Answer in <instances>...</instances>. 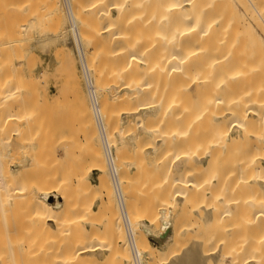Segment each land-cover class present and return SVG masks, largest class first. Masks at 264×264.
Listing matches in <instances>:
<instances>
[{
	"label": "bare ground",
	"instance_id": "1",
	"mask_svg": "<svg viewBox=\"0 0 264 264\" xmlns=\"http://www.w3.org/2000/svg\"><path fill=\"white\" fill-rule=\"evenodd\" d=\"M1 1L3 0H0V4ZM31 1L32 0L29 1L30 7H28L27 10L29 11V13H31L32 10L31 6L37 5L38 11L40 10L37 14H41L40 12H42L41 16H43V11L45 7L43 8V10L40 9L39 6L41 5L40 3L45 2L43 4V6H45V4L49 1L48 2L50 3L49 6H51L50 8H52L53 10L52 13L54 14L52 15L48 14L47 13L48 11L46 9L45 11L47 12L45 13H47L48 16L50 17L53 16L52 19L53 22L50 23L47 22L49 21L47 20L46 21L47 23H45L44 19L49 17L46 16V14L44 13L46 18L45 16L44 19L41 18V20L43 19L44 21L42 25L47 24L46 26H48V30L49 28L52 29L53 27L54 36H56V38L62 37L63 39H67V38L69 39L68 31H67L68 30L67 19L65 23L66 27L64 28L63 26L64 23L63 25L61 24L62 22L65 21L63 19L61 22V16L60 14L57 13L58 12L57 7L59 6L58 1L60 0H46V1L42 0L41 2H39L40 0L39 1L34 0V3L36 4H34ZM69 1L71 2L70 4L72 8V13L73 16L75 17L76 25L79 34L81 36V39L83 43H86L87 45V49L85 48L86 63L88 65L89 70L91 71L94 87L100 97L99 100H100L101 111L104 116L105 126L107 129L110 142L112 143L113 146L117 145V136L119 133L122 134L120 130L123 131L124 126H126L127 124L126 123L124 124V126H121V128H119L120 126L118 119L120 117L118 118V116L122 114L123 117L124 114L126 117L128 116V118L129 116L133 118L132 120L134 122L130 121L131 125L128 120L129 122L128 126L129 125L131 127L132 125L136 126L138 130V134H140L143 138H145L143 139L145 140V142L143 143L142 141L140 143V145H142L143 143L142 149H144L143 148L144 146H147V151L149 152V154H154V155L157 154V156L154 157V161H156V163L152 162L155 165L151 166L150 168L152 169L151 171H153V168H159V169L165 168L164 172L163 170L162 172L165 177L164 181L166 182H164L163 184V181H159L158 182L159 184H155L154 186L153 185L149 186V189L152 192L157 193V197L155 198L156 200L154 199L156 203L154 202L155 205L151 207L146 206L147 208H145L144 210H143L144 207L143 208L139 207L140 209H138L135 196L137 195L140 196L141 192L139 190L142 189V186L141 187L139 186L140 189L136 190L137 195H135L134 193L135 189H137V185L139 184L137 185L134 184L135 185V186L133 185L134 188L130 186V183L133 182L128 181L126 178L128 167L126 168V164H125V168H124L123 164L120 163L121 161L120 158H122L125 155L123 153V150L126 152L128 150L122 149V147H124L123 145L121 147V152L123 153L122 155L120 151L118 152V149L120 148L118 145V147L116 146L118 149H115V154L118 163L117 164L118 174H119L120 188H121L122 202L120 203L114 192V189L110 181V176L108 175L107 172L108 170H107L106 162L101 147L99 145V142L97 140V133H96L97 131H95L97 130V128L94 126L93 123L94 120L91 117L92 115H90L91 114L90 111L89 110L87 111V108L86 111L83 109V107L85 106L83 104L84 100L83 103L80 101V103H82L80 104L83 110L81 112L82 114L79 116L80 113H78L79 111L78 110L77 111L78 117L76 119L77 121L80 120L79 119L80 117H83L81 118V120L84 122V128L86 130V133L84 135L86 137V140L84 138L85 140L84 142L85 143L87 142L86 145H88V147L84 146L86 151L84 149L82 150V148H84L83 146L80 147V149L82 150L81 151L82 156L80 155L78 156L74 153L76 151L75 148H77L78 143H80L81 145L82 142L80 138H75L76 135H78V133L80 132L78 131L77 133L75 132L76 135H73V133L71 132V131L74 132L73 130L75 129L74 127L76 128L77 127L81 128V127L77 126L76 123H74L75 121H73V126L74 124L76 126L74 127L72 126L73 129L71 130L70 127L71 125H69L71 123H69L70 121H68L65 116L64 117L69 124H67L66 120L65 121L63 120L62 123L59 122L61 125L60 127L58 126L59 124L58 121L55 120V118L57 119V117L54 116L55 118L53 119L55 120L54 123L56 124V128H57V133H56V129H54L55 134L58 135V133L63 128L62 126H64L65 128H63L62 130L63 132L65 131L63 133L64 138H66L67 140H71V138L74 140L78 139L77 140L78 143H76V141L74 140L73 143H71L72 140L65 141L66 139L64 140L60 138L59 135L61 134V132L58 135L59 138L57 135H55L57 136L58 139L67 142L68 145L70 144L69 146L70 148L67 147V149L64 148V150L68 151V149L71 150L72 148V152L74 153L73 156L71 151L65 152L66 155L69 153V155L67 156L68 158L69 156L73 157L70 159L73 160V162L71 163L74 164L75 162H77V160L74 159V157L76 156H77L76 158L79 157L81 160L84 157L83 155L86 153L85 158L88 157V161H87L88 165L84 164V162H80L79 158H78V162H80V164L76 163L77 165H73L74 170L77 171L78 169L75 168L79 167V165L81 166V163L87 165L85 171L83 169V167L85 166H83L82 170L81 168H79L81 173H78L77 171L72 172L73 169L71 170V173L70 171L68 172L69 175H67L66 178L69 176L67 178L69 179L71 176V179H69L70 181L68 180V182H70L67 185L69 187V188L67 187L68 189L67 188L65 189L66 186L65 184H67V182L65 183L66 179L64 178L65 179L64 181L63 178L61 179V177H59L62 176L61 170H60L61 175H59L60 174L59 173L57 176L62 181L59 180V178L57 177H53V179L57 178L58 182L61 181V185L62 183H65L63 184L64 187L62 188L61 187L59 188L60 184L57 189H55L56 186H54L55 188L52 189L51 187H47L48 185L46 187L45 185L44 186L42 185L43 187L42 186L39 187L36 193L34 190H31L33 189L31 186L32 184L28 186L29 188L25 186V183H27L26 181L25 183H23L24 186L19 185V186H23V188L21 187L22 188L21 189L18 186V182L20 181V184H22L21 183L22 178H20L21 173H23V175L24 173H26L23 170L24 164L19 163L18 165H20V167H15V168H11L9 166L8 164L9 159L14 158L13 154L14 155L16 154L13 153L11 149L12 145L14 144H12L13 141L11 137L9 136L0 137V194H1L0 196L2 197L4 196L5 198L2 199V197H0L2 201L5 200L4 202H1L0 199V206L1 204L3 206L9 205L6 207L2 206V208L0 207V215L1 212H4L5 214L8 213L7 211L9 209H10L9 212L15 211L16 206L20 208L19 206H21V204L19 201L22 199H20L21 197H19V195L23 196L22 198L24 199L26 198V202L25 200H23V203H26L25 207L29 204L27 208L31 209L30 212L29 209L27 210L24 207L23 209L27 210L26 211L27 213L24 212L23 210L22 214L24 212V215L29 217L28 212L32 213L31 214L32 217L30 216L31 218L29 219L31 221H29L28 219L25 220V223L27 224L29 223L30 225L29 237L23 236L25 234L24 231L26 232L27 230H23L24 228H22V226L21 228L24 233V234L22 233V235H19V233L22 231L21 230L19 232L20 225L18 229L14 227L15 224L14 222L16 221L17 218L18 219L16 223L19 224L20 221H23L24 219L22 214L20 217H23V219L18 217V213H19L18 210H17L18 213L16 211L13 214V216L12 215L10 216L7 215V217L6 215L2 216L5 217L7 221L9 218V222L6 223L7 224L9 223L10 225H7L8 228L7 230L5 229L6 234L4 237L3 236L4 229L1 228V226L3 227L5 224L4 225L2 224L3 221L1 218L0 225L1 224L2 225L0 226L1 228L0 264H40V263L43 264L42 260H45V262L43 261L44 264H133L130 253L129 242L127 241V238H125V233H124L125 226L123 228L124 216L125 218L128 219L131 228L134 231L135 242L137 247L141 252L147 253L148 257L151 260H153V262H156L155 260H157L160 264H206V262L210 263L216 261L219 263L221 262L222 264H264V0H69ZM5 2H6L5 9L8 10V12H6L8 14L5 13V16L6 15L11 16L10 13L13 12L14 15V13L20 11L18 9L15 12V8L14 10H12L14 6L13 7L11 6L9 8L10 6L9 5L7 7V2L8 4H11V2L14 3L13 0H11V2L5 0ZM47 5L46 8L49 10L50 8H48ZM32 8L34 9L35 7ZM9 9L12 10V12ZM28 11H26L27 17L24 12H23L24 14H22L21 12H20L21 14L19 13L20 18L22 19V21L25 22V25L27 22L28 23L34 22V21H30L29 16H31L32 14L28 15L29 14ZM21 15L25 18H28V21L26 19L23 20ZM15 16L18 15L15 14L14 17ZM12 19L13 18H11V20ZM17 19H19V17H17ZM0 20H1L0 25H2L3 24L2 18ZM14 20H16V18H14ZM21 23L22 22H20V27L23 26L21 25ZM49 23L50 25L52 24L51 27L48 25ZM7 25L8 24H6V29L7 28L9 29V31H7L8 33L11 30L9 26L10 25L11 27L13 25L16 26V23L10 24L8 25V27ZM24 26L23 28H25L27 25L25 27ZM20 27L18 26L17 28L19 29ZM27 28L28 30L31 29L30 27H26L25 30ZM41 28L43 27L41 26ZM0 30H1L0 31L1 32L0 36H1L3 31L1 27ZM25 30L24 33H27L25 32ZM10 33L12 34L14 32H10ZM15 34L14 36H16ZM29 34H25L24 36ZM9 35L6 34L7 37ZM20 35L24 37L23 34H19V36ZM54 36L52 38H54ZM3 38L1 37L0 39ZM19 39L20 38H15L13 40L11 39L12 41L16 40V43L15 41L14 43L16 45L17 50H19L18 47L20 48V45H18L17 41H19V43L22 41L21 39L20 40ZM23 41L21 42L22 47L28 44L29 42L28 41L27 43H24V45H22ZM7 43L8 42H6V44L2 42L0 43L2 45L5 44V46L0 45L1 46L0 50L2 49V52H3V47H6ZM9 48L6 47L4 51L5 52L6 50L10 51L11 49ZM60 49L61 48L59 47V50ZM12 50H14L13 47ZM5 52H4L5 56L7 53H10V52L5 53ZM56 53L57 50L55 51V54ZM1 55L2 53L0 52V57ZM10 55L9 57H11ZM19 57H21V59L23 60L22 56ZM62 58H63L62 60L64 66H61L63 65L62 62H60L58 66L64 67L65 71L64 69L62 68L61 69L66 74L65 77L67 78L66 79L67 83L72 88L79 89L80 85L77 78L78 76L76 73V66L74 63V59L72 57V53L68 52ZM8 59L9 58H7V61ZM3 61L5 62L6 58L1 59L0 62L2 63V65L4 63ZM20 62L21 61H19V63ZM1 63L0 66L2 67ZM5 63L2 68L6 66L5 67L6 70L5 69H1L2 71L0 70V75L3 76V77L0 76V83H3V80L5 82L7 81V79L5 80L3 74L8 75L7 73L10 74L9 71H11L10 78H12L13 81L15 79V77H13L14 74L16 75L19 73L22 75L21 71L19 72L20 68H18L21 67L20 64L18 65L17 63V67L13 66L15 68V69L13 68L14 70L16 71L18 70L17 71L18 73L17 72L15 73L12 68L11 69L8 68L10 67L9 63L8 66L7 63L6 64ZM32 64H29L28 67H31ZM3 70L5 71L3 72ZM42 71H40L41 74ZM61 71H60V75H61ZM44 73L42 74V78H44L46 75ZM21 75H19V78H21V80H23L24 78L26 79V76L22 78ZM37 77L35 79H26V81L24 80L25 81L24 86L26 84L25 87H28V85L30 87L36 84V86H33L32 88L33 89H35L34 87L37 88V85L41 82L42 79V78L38 79ZM19 78H17L16 76L17 80L15 79V82H17V84H19L18 82L22 84L24 81H19ZM47 79H48V75H47ZM5 82L3 83L4 85ZM12 82L10 84L7 81V83L10 84V86L8 87L9 89L8 88L5 89L4 87H2V90L4 89L2 99L0 97V100L2 101L5 100V104H4L5 109L3 108V104L0 102V105L2 106V107L0 106V119H1L0 132L2 133V136H3V132L5 134L10 130V129L8 130V128H11L12 131L14 130L13 128L16 129V127L18 126L15 124L16 127H10L11 123H13L12 125H14V122H12L11 120H13V116L15 115V113L18 114L20 112L21 115H23L25 114L27 109L29 110L28 112L30 114L26 112V114L28 115L24 117V120L26 121V124L28 123L27 125L29 127H31V124L33 123L35 124L37 119L42 118L40 119V121L42 122L40 121L38 122L39 124L41 123V125L44 124L43 127L46 128L45 130L47 131V134H49L48 132L49 130H52L54 132L53 129L48 128L47 126H45V123H43V121L46 120V122L48 121L46 125L49 124V120H48L49 117L47 119V116H49L51 112L49 111V113L46 114V117H44L42 114L44 111L36 113L34 111H36L37 108L36 109L34 108V110L32 109L31 105L33 104H31L30 100L32 99L33 93H35L34 95L37 94L38 96V91H36V89L35 91L32 89L33 90L32 94L31 96L29 95V97H31L30 99H28L27 96H23L22 97L23 99L20 97L21 98L20 99L18 95L15 94H19L21 92V91L19 92V90H21L19 88L22 87L25 88V87L23 86V84L22 86H20L21 85L20 84L19 88L16 85V88H18V90L15 88V90H17V93H15L16 92L15 90H14L15 92L12 91L14 89L12 88L14 87L13 86L14 84ZM3 84L0 85L4 86ZM44 84H47V81ZM10 87L12 90L10 89ZM66 89H68V87H66ZM2 90L0 91L2 92ZM44 90L45 88L43 89V91ZM69 90L72 89H68L67 90L68 92L66 91L67 94L69 93ZM46 91L44 92L46 93ZM13 95L17 96V98H14L15 100L17 99H19L20 101L23 100L22 102H24L25 106L27 105L26 103L30 102L29 103L30 105L28 104L29 108H25L24 106L22 107L20 104L23 103L18 100V103L17 104L15 103V105L16 106L20 105L23 110L22 109L20 110L21 107L19 106L20 108L17 107L19 111L16 108L18 112L16 110L13 111L12 109L14 108L12 107V105L14 106L13 102H16L13 101V99L12 102L10 101L11 98H13L12 97ZM72 96L73 94L71 95V97ZM24 97L27 98V102H25L26 99ZM46 99L48 100V98H45V100ZM69 99L71 98H68V100ZM44 101L42 102L44 103ZM8 102L9 103L11 102L12 104L10 103L11 104L10 105ZM6 103H8L9 105H7ZM32 103L34 102L32 101ZM37 103L38 102L34 104L35 107H37L36 106ZM41 104L39 106H41ZM49 105L51 104L48 103V106ZM56 105H60V102L59 104L57 103ZM66 105L68 107L70 106V104L68 105V103ZM10 106L12 107V109ZM43 106H41L42 108L38 107V111L40 109H43ZM8 107L10 109H8ZM30 107L32 109V112L30 111L31 110ZM71 107L72 106L67 108L66 106H64L59 109H61V111H64V113L66 112L65 109H67V113L70 112L68 113L70 115L71 111L68 109H70ZM47 108L48 107L44 108V110L46 109L45 113L48 112ZM50 108L53 109V106H51ZM89 108L91 109V107ZM52 109L50 110L52 111ZM59 109L57 110V113H60ZM74 109H76V107ZM10 110L13 111L14 113L13 112H12L13 114L10 113L11 112ZM22 111H24V113H22ZM34 113L36 114V116L34 115ZM16 116L18 117V115ZM57 116H59V114H57ZM61 116H63V112L61 113ZM17 117L15 118L16 121L18 122V120L20 119H18ZM68 119L71 118H69L68 116ZM38 122L35 124L36 126L34 124L32 125L33 127L32 130L36 132V134L35 132L33 133L35 138L31 136L32 135L31 134L32 131L30 132L31 128H29L30 129L29 131L28 130H24V131L20 130V131L23 133H25V131L26 133L30 132L31 135L28 136L29 139L33 137V141L38 142L39 138L41 137V134H43V132H41L43 129L42 130L38 129V127L41 126L38 124ZM63 122L66 125H64ZM131 127H129L128 129L130 130ZM84 128L81 129V131L84 130ZM17 129L15 130L16 133L17 131H19L20 127L18 130ZM25 129H27V127ZM64 129H66L67 131ZM77 129H75V131ZM132 129L134 130L135 128L132 127L131 132H133ZM137 130H135V132H137ZM69 131L70 134H72L73 136L67 133ZM53 132L50 131V134ZM37 133H39L38 136ZM45 133L46 132L44 131V135H46ZM65 133H67L66 136L68 135L67 136L68 138L65 137ZM22 134L21 136L24 135ZM44 135H42V137ZM36 136L38 137V139L34 140L37 138ZM47 136L49 135H46L45 137ZM137 137L138 139H140L139 135ZM24 138H26V135L23 137L22 142L25 141ZM58 139L56 144L58 143V141H60ZM146 139L148 140L146 141ZM41 140L42 142H38V144L40 143V146L43 145V144L41 145V143L45 142L44 138L43 139L41 138ZM26 142L28 141H25V143ZM138 142L140 141L137 140L136 144ZM128 143L129 142H127L126 140L125 145L127 146ZM61 144L62 141L59 142V145ZM71 144L75 145L76 147L72 146ZM40 146L38 145V147ZM129 146L132 147L133 145H129ZM27 147L29 149L28 145L26 146V148ZM19 148L20 147L18 146V149L16 150L15 148L13 151H18ZM135 148H134V152L137 153L136 151H138L139 153L138 154L132 153L133 155H136V157L135 159L133 158L131 160L136 161L137 159V162L139 160L138 163L139 165H141L140 167L143 169L139 157L140 152L142 151H140V149L137 150L138 147L136 149ZM47 150H49V148ZM27 151H24V153ZM50 151L51 150H49V153ZM29 152L31 155L32 154L36 155V156L33 155V157L34 160L36 158L37 163L38 161L41 163L42 152L37 151V153H34L35 151H32V149ZM77 152H78L77 154L80 153V151L78 150ZM144 152L141 154H144ZM126 154L132 155L130 153L129 154L126 153ZM38 156H40V158H37ZM125 156L122 159H125L126 158ZM58 158L59 157H57V159ZM85 158H83L84 161ZM59 159H61L60 161L62 162L59 163L60 161H57L58 162L57 164L61 168L62 164L64 166L65 162L63 163L62 158ZM127 159L129 160V157H127ZM40 163L38 164L40 165ZM43 163L44 162H42V164ZM143 163L147 164L146 161L145 162L143 161ZM33 165H35L34 168L36 167V163L33 162L32 167L28 169L29 170L32 169ZM130 165L131 164H129V166ZM47 166L48 165L43 166L44 169L47 168ZM67 166L69 167V165ZM147 166L149 169L150 166L149 165ZM21 167H23L22 171L24 172H20L19 175V171ZM41 167L40 169L38 168L39 170L38 169L35 170H38L40 173V170H42ZM65 167L66 166H64V168ZM137 168H138L137 170H133L132 177L134 176V173L137 174V171L138 173L142 171V169H139L138 166ZM166 168H170L168 169V172L166 171L167 170ZM181 168H187V169H183L184 171L183 170L180 171L183 173H180L179 171L177 172L178 174L175 173L177 170H181ZM24 169L26 170L27 168ZM69 169L70 167L68 168V170ZM124 169L125 170L127 169L125 171L126 175L124 173ZM146 169L147 168L143 169L144 172H141L140 175L142 174L145 175V172L148 173L149 170L146 171ZM196 169H199V172ZM48 170L49 169H46V171L45 170L44 171L48 172ZM93 170H97L99 172L98 180L95 182L90 180L89 178L90 176L89 173L90 172L92 173ZM155 170L156 169H154V171ZM172 170L173 171L175 170V172H173ZM151 171L149 172V176L153 174L155 175L156 172L152 174ZM204 171H205L204 178L199 179L200 180V181L198 180L199 182L196 181L197 173L203 174ZM72 173H74L73 175L77 173L78 174L75 175L73 178V175H70ZM164 173L167 176H165ZM48 174L50 175V173ZM65 174H63V176ZM160 174L162 175V173ZM160 174L158 176H160ZM144 175H142V177ZM149 176L147 177L149 178ZM147 177L144 176L143 178L145 179ZM153 177L154 176H152V178ZM152 178L150 177V179ZM170 178L172 179L170 181L169 180L167 181V179ZM48 179L49 181L51 180L50 178ZM132 179H136L135 176ZM23 181H24V177L22 182ZM39 182L37 183L39 184ZM139 182L141 183L140 178H139ZM149 182L151 184V181ZM149 182L147 184H149ZM145 185L143 184V188L145 189L146 192V188L148 187ZM144 189L142 190L143 192ZM68 190L71 191L69 192ZM138 191L140 194H138ZM13 194H15V197L16 195L17 197H19L18 199L20 200H18V203L20 205H17V198H15L16 200L13 198L15 201L13 207L15 206V204L16 206L12 209L10 208L11 200L7 198V196L10 197V195L13 196ZM145 194H147V192L143 193V195L141 194L140 196L141 199L142 196H145ZM144 199L147 200V196L146 198L143 197V200ZM148 199H150V196H148ZM152 199L150 200L152 201ZM140 200L138 201V203L140 204L141 202V207H142L144 203H146L145 202L146 200L144 201V203L142 202L143 200L141 201ZM95 202H97L96 206H95ZM238 208L241 209L242 212L247 213V215L244 216L246 222H244L245 226L243 227L245 228L246 231L245 230L243 231L242 230L243 228L241 229L243 233L240 232L241 230L236 231L240 223L239 225H237V228L233 227V230L235 228L236 229L235 231L240 233L239 239H237L234 242H231L230 240L231 238L229 237L234 232L230 231L232 230V227L230 228V226H229L230 230L227 229L228 224H226L227 222L225 221V224L227 226H225L224 223H221V229H222V224H224L223 229L224 230L227 229L228 231L225 230L224 232L223 229H222L223 231L220 230V226H219L220 232H216V230L214 229L217 228H214L215 225H213L212 227L213 230L211 229L212 232L208 231L206 234H203L201 232V234H199L200 231L197 228L196 230L199 231L198 234L197 231H195L196 234L195 232L193 234V235H197L196 238L192 237L193 240L192 239L191 240L193 242L190 245H188L189 241H191L190 236L193 235L191 232H189L190 234H188L187 236L189 237V239L184 236L187 233L186 232L184 234L185 229L183 227L185 223L188 222L187 220L186 222L184 220V218L186 219V217H188L186 215L191 216L190 214H194V215L196 214L197 215V216L195 215V217H197L196 218L197 220L195 221L196 224L201 220L200 218H203L204 220L201 221L206 223V225L210 226L211 223L214 222V220L215 222L217 221V223L219 220H221V222L224 221L223 220L224 218L226 219L229 218L230 220V216L233 215L234 213H235L234 215H236V213L242 215L241 211ZM15 214H17V217H14ZM198 216L200 219L199 221H198ZM12 217H14L15 221L13 220L12 222H10ZM233 218L234 219L236 218L235 220H238L237 218L240 219V217L238 216L237 217L233 216L231 219ZM194 219L192 220L194 221ZM234 219L232 221H235ZM171 220L173 221V223L171 222ZM189 220H191L190 217ZM207 221H209V224L207 223ZM202 222H201V226L203 224ZM215 222L213 224H215ZM12 223L13 225H11ZM189 223L190 222H188V224ZM188 224L185 226L188 227L189 226ZM9 226L10 228L14 227L13 230H15L16 228L17 231L15 230L13 233L12 228L10 229ZM191 228H190L191 230L189 229L190 231H192L195 227L194 228L191 227ZM205 228L209 229V227L207 228V226L206 227L204 226V229ZM40 229L42 230L44 229L46 231L52 230L51 235L50 232L47 233L46 231L44 232L46 233L45 237H47L48 236L47 234L49 233V236L47 238L48 240L51 241V243L50 241L48 243L46 242L47 238L45 239L44 234L42 236L44 230L41 231ZM55 230H56L55 233L56 235L54 234ZM59 231L62 234L59 233ZM227 232H230L229 233L230 236L228 235ZM15 234L17 235L16 238L13 240L12 238L15 236ZM57 234L59 235L57 236ZM226 235H228L229 237L227 238ZM237 235L238 233L233 237L237 238ZM35 236H37L39 239L38 240L35 239L36 238ZM41 236L46 240L44 242H46V244H50V246L44 245L46 249H44L42 246V250L41 247L39 248L40 249L39 250L38 247H36V244L40 246ZM56 236L59 239H56L55 238ZM17 237L21 239L19 240V238ZM23 237H27V239ZM49 237L51 239L55 238L53 239V241L55 240L56 242L58 240L61 239L62 240L58 241L59 244L55 242V246H54V242L51 239H49ZM148 237L156 239L161 244L162 247H157L156 245H152L148 240ZM228 241H230V243ZM186 243L188 244L186 245ZM61 244L63 246L59 249V245ZM47 246L50 247L51 250L48 249ZM51 246L54 250L51 248ZM166 249L168 251L174 250L173 257L175 258V260L168 259L169 257L166 258L167 254H163L164 250ZM38 259L41 262L37 261ZM153 262L149 261L148 263L154 264Z\"/></svg>",
	"mask_w": 264,
	"mask_h": 264
},
{
	"label": "rangeland",
	"instance_id": "2",
	"mask_svg": "<svg viewBox=\"0 0 264 264\" xmlns=\"http://www.w3.org/2000/svg\"><path fill=\"white\" fill-rule=\"evenodd\" d=\"M6 1L11 2V0H6ZM13 1H14V3L11 2V4H8V2H7V7H8L9 5H10L9 8H10L11 6H12V7L14 6L12 10H14V8H15V12H16V10H18V9L20 10V11H17L16 13H14V15H15V14L18 15V16H15V17H14V15H13L12 10H10V9H9V10L12 12V13H10L11 16H8V15H6L7 17L5 16V13L8 12V10L5 9V8H6V2H5V0L1 1V4H2V5L0 4V9L2 8V9H1L2 11L0 10V17L2 18V23H3L2 25H4V26L0 25V27H1L2 30H3V31H2V34H3V32H4V34H3V35L1 34V36H0V38H1V37L3 38V36H4L3 39H0V43L2 42V43H5V44H6V42H8L7 45H6V47H7V48L10 47L9 49H11L10 51H7V50H6V52H5L4 49H5L6 47H3V52H2V49L0 50V52L2 53V55L4 54V52H5V53L10 52V53H7L6 56H5V54H4L3 56L1 55V57H0V61H1L2 58H6V61H5V62L7 63V66H8V63H9V66H10V67H8V68H10V69H11V68L13 69L14 67H17V63H18V65L20 64V66H21L22 68H21V67H18V68H20L19 72L21 71L22 75L19 74V73L17 72L18 70H17V71L14 70V69H15V68H14V69H13L14 72H15V73H16V72L18 73V74H16V75H15V74L13 75V73H12V75H13V77H15V79H16V76H17V78H19V75H21L22 78H24V77L26 76V79H35L37 76H38V77H37L38 79H41V78H42V74H43L44 72H46V73H44V74H46L45 77L42 78L43 80L41 79V82L37 85V88L34 87V88L36 89V91H38V96H37V94L34 95L35 93H33L34 97H33V95H32V99H31L30 101H31V104H33V105H34L36 102H38V103L36 104L37 107H35V105H34V107H33V105H31V106H32V109L34 110V108H35V109L37 108L36 111H34V112H36V113H37V112L39 113V112L44 111V112L42 113L44 117H46V114H48L49 111H50V112H51L50 115L47 116V119H48V117H49L48 120H49V124H50V125H49V124L46 125V123H48V121L46 122V120L43 121V123H45V126H47V127L50 128V129H53V130L56 129V133H57V128H56V124L54 123L55 120L58 121V123H59V122L62 123L63 120L65 121V120L67 119L68 121H70L69 123H71V124H69L68 121L66 120V121H67V124L71 125V126H70V127H71V130L73 129V128H72V126H73V121H75L74 123H76V125L79 126V127H81V128H78V127H77V128H78V129H77L76 127H74V126H76V125L74 124L73 127H74L75 129H77V130L75 131V129H73L74 132H73V131H71V132L73 133V135H76L77 131L80 132V133H78V135H76L75 138H80V139H81V141H82V142H81V145H80V143H78V141H77L78 139L74 140V139L71 138V140H72V141H71V140H67L66 138H64V134H63V133H64L65 131H64V132L62 131L63 128H65L64 126H62L63 128H62V130L60 131V132H61L60 135H59L60 132L58 131V132H59L58 135L60 136L61 139H64V140L66 139L65 141H71V143H73V140L76 141V143H78V146H79V145H80V146H79V149H78V146H77V148H75L76 151H75L74 153H75L76 155H78V156H79V155L82 156V154H81L82 152H81V151H82L83 149L85 150V147H84V146H87V147H88V145H86L87 142H86V143L84 142V141L86 140V137L84 136L85 133H86V130H85V128H84V122L81 120V118H83V117H80V118H79L80 120H77V121H76V119H77V117H78V114H77V111H78V110H79L78 113H80L79 116L82 114L81 112H82L83 110H82L80 104L83 103V100H84V103H83V104L85 105V106L83 105V106H84L83 109L86 111V108H87V111H88V110L90 111V113H91L90 115H92L91 117H92L93 120H94V118H93L92 110L89 108V107H90V104L88 103L89 101H88L87 93H86V90H85V87H84V84H83V81H82L81 75H80V73H79V67H78V63H77V60H76L77 58H76V55H75V53H74L73 47L71 46V43H70V41H69L68 38H67V39H63L62 37H57V38H56V36H54V32H53L54 29H53V27H52V29L49 28V30H48V26H46L47 24H46V25L43 24L44 26L42 25V23L44 22L43 19H44L45 14H46V16H48V14H51V15L54 14V13H52V11H53L52 8H50L51 6H49V4H50V3H48L49 1L45 4V6H43V4H44L45 2H41L42 0H40V1L37 0V1L41 2V3H40L41 5L38 4V5L40 6V9L43 10V8L45 7V9L48 11V12H47V11H45V9H44V11H43V16H41V15H42V12H40L41 14H37V13L40 11V10L38 11V7H37V5H36V6H34V5L31 6V9H32V10L29 8V9L31 10V13H29V11H28L27 9H28V7H30V6H29V1H30V0H25V2L27 1L26 3L24 2V0H17L18 2H17L16 0H13ZM35 1H36V0H35ZM45 1H46V0H45ZM60 1H61V0H60ZM60 1H58V2H59V3H58L59 6L57 7V11H58L57 13L60 14V16H61V22H62V20L64 19L65 22H62L61 25H63V23H64L63 26H64V28H65V27H66V24H65V23H66V16H65V14H64V13H65V10H64L63 4H60V3H62V1H61V2H60ZM23 2H24V3H23ZM31 2L34 3V0H32ZM19 3H20V4L23 3V4L20 5ZM27 3H28V5H27ZM33 3H32V4H33ZM14 4H15V5H14ZM34 4H36V3H34ZM47 4H48V5H47ZM30 5H31V4H30ZM46 5H47L48 8H50V9H49L50 11L46 8ZM2 6L4 7L5 10L3 9ZM18 6H19V7H18ZM41 6H43V7H41ZM61 6H62V7H61ZM32 7H35V8L33 9ZM36 7H37V8H36ZM3 10H4V11H3ZM34 10H35V11H34ZM26 11H28V13H29V14L27 13L28 15H30V14L33 15V16H32V15L29 16V17H30V18H29L30 21H34L33 23H31V22L29 21V22L31 23V25H30V23L27 22V23H26L27 26L25 25V22L22 21V19L20 18V15H19L20 12H21L22 14L25 13V15H26ZM23 12H24V13H23ZM32 12H33V13H32ZM45 12H47L48 14L45 13ZM49 12H51V13H49ZM63 12H64V13H63ZM21 13H20V14H21ZM44 13H45V14H44ZM6 14H8V13H6ZM12 15H13V17H12ZM25 15H24V16H25ZM40 16H41V17H40ZM46 16H45V18H46ZM63 16H64V17H63ZM17 17H19V19H17ZM21 17L23 18V20L26 19V20L28 21V18H25V17H23L22 15H21ZM26 17H27V15H26ZM48 17H49V18L44 19V20H45V23H47V22H50V23L53 22V21H52L53 16H52V17L48 16ZM62 17H63V18H62ZM1 18H0V19H1ZM7 18L9 19V21H8ZM11 18H13V19L11 20ZM14 18H16V20H14ZM33 18H34V19H33ZM37 18H38V19H37ZM41 18H43V19L41 20ZM5 19H6V21H5ZM17 20H20V21H17ZM26 20H25V21H26ZM40 20H41V21H40ZM47 20H49V21H47ZM0 21H1V20H0ZM46 21H47V22H46ZM6 22H8V23H6ZM10 22H11V23H10ZM20 22H22L21 25H23V26L25 25L26 27H30L31 29L29 28L30 30H28V28H27L26 30H28V31H26V30H25V28H26L25 26H24L25 28H23V26L20 27ZM39 22H40V23H39ZM15 23H16V26L13 25L14 27L12 26V27H13V29H12V27H11L10 24H15ZM50 23H49L48 25L51 27L52 24L50 25ZM0 24H1V22H0ZM6 24L10 25L9 28H10L11 30H13V31L10 30V32H14V33H12V34H11L10 32L7 33V31H9V29H8V28L6 29ZM18 24H19V25H18ZM8 25H7V27H8ZM17 25L20 27L19 29L17 28V27H18ZM41 26H42L43 28H41ZM45 26H46V27H45ZM15 27H16V28H15ZM34 27H35V28H34ZM44 28H45V29H44ZM4 29H5V30H4ZM41 29H42V30H41ZM43 29H44V30H43ZM19 30H20L21 33L19 32ZM24 30H25V32H27V33H24ZM0 31H1V30H0ZM31 31H32V32H31ZM42 31H43V32H42ZM49 31H50V32H49ZM15 32H16V34H15ZM22 32H23V33H22ZM28 32H29L30 34H29ZM0 33H1V32H0ZM32 33H33V34H32ZM40 33H41L42 35H41ZM6 34H7V35L10 34V35L7 37ZM14 34H15L16 36H14ZM19 34H23V36H24L25 34H29V35H26V36H24V37H22V35H20V36H21V37H20ZM50 34H52V35H50ZM17 35H18V36H17ZM33 35H34V36H33ZM40 35H41V36H40ZM47 35H48V36H47ZM10 36H11L12 38H11ZM35 36H36V37H35ZM42 36H44V37H42ZM53 36H54V38H52ZM28 37H29V38H28ZM34 37H35V39H34ZM15 38H20L22 41H23V39H24L22 45H24V43H27L28 41H29V42H28V44H26L25 46L22 47V46H21V42H22V41H21L20 43H19V41H17V42H18V45H20V48L22 47L21 49L18 47L19 50H17V49H16V45H15V43H16V40H18V39L14 40L15 43H14V41H12V40L15 39ZM11 39H12V40H11ZM20 39H19V40H20ZM7 40H8V41H7ZM33 40H34V41H33ZM5 41H6V42H5ZM54 43H55V44H54ZM5 44H3V45L0 44V45L5 46ZM65 45H66V46H65ZM67 45H68V46H67ZM84 45H85V48L87 49V45H86V43H84ZM0 47H1V46H0ZM12 47H13L14 50H12ZM14 47H15V48H14ZM59 47L61 48L60 50H59ZM64 47H65L66 50L64 49ZM66 47H67V48H66ZM68 47H69V48H68ZM56 48H57V49H56ZM9 49H8V50H9ZM68 49H69V50H68ZM15 50H17V51H15ZM56 50H57V53H58V54H57V53H56V54H57V56H59V57H57L56 54H55V51H56ZM67 50H68V51H67ZM20 51H21V53H20ZM53 51H54V52H53ZM16 52H17V54H16ZM61 52H62V54H61ZM68 52H71V53H72V57H73V59H74V63H75V66H76V73H77V76H78L77 78H78L79 85H80L79 89H74V88H72V87L67 83V80H66L67 78L65 77L66 74H65V72H64L65 69H64V67H61V66H64V64H63V60H62L63 58H62V57H63L66 53H68ZM18 53H19V55H18ZM10 54H11V55H10ZM9 55H10L11 57H9ZM16 55H17V57H16ZM4 56H5V57H4ZM19 56H22L23 60H22L21 57H19ZM29 56H30V57H29ZM28 57H29V58H28ZM7 58H9L8 61H7ZM16 58H17V60H16ZM27 58H28V59H27ZM30 58H31V59H30ZM33 58H34V59H33ZM75 58H76V59H75ZM12 59H13V60H12ZM18 59H20V60H18ZM4 60H5V59H4ZM29 60H30L31 62H30ZM34 60H35V61H34ZM61 60H62V61H61ZM19 61H21V62L19 63ZM32 61H34V62H32ZM3 62H4V61H3ZM5 62H4V63H5ZM28 62H29V63H28ZM60 62H62L63 65L58 66V64H60ZM0 63H1V62H0ZM4 63H3V65H4ZM6 63H5V64H6ZM32 63H34V64H32ZM29 64H32V66H31L32 68H31V67H28ZM1 65H2V63H1ZM3 65H2V67H3ZM22 65H23V66H22ZM13 66H14V67H13ZM2 67L0 66V70H1V69H5L6 66H5L4 68H2ZM58 67H59V69H58ZM8 68H7V69H8ZM61 68L64 69V71H63ZM21 69H22V70H21ZM60 69H61L63 72H62ZM5 70H6V69H5ZM5 70H3V72H4ZM13 70H12V71H13ZM42 70H43V71H42ZM1 71H2V70H1ZM8 71H9V70H8ZM8 71H7V72H8ZM23 71H24V74H23ZM40 71H42V74L40 73ZM60 71H61V75H60ZM9 72H10V74L7 73L8 75H6V74H3V75H4L5 80L7 79L8 83L11 84V82H12L13 80H12V78H10L11 71H9ZM25 73H26V74H25ZM29 73H30V74H29ZM47 73H48V74H47ZM32 74H34V75H32ZM39 74H41V75H39ZM47 75H48V79H47ZM0 76H1V75H0ZM5 76H6V77H5ZM34 76H35V77H34ZM39 76H40V77H39ZM1 77H3V76H1ZM7 77H9V78H7ZM45 78H46V79H45ZM1 79H2V78H1ZM13 79H14V78H13ZM15 79H14V81L12 82V83L14 84V85H13L14 87H12V88H14V89L12 90L11 87H10V89H11L12 91L15 90L16 85H17L18 88H19V85L21 84L20 82H18L19 84H17V82H15ZM26 79L24 78L23 80H21V78H19V81H24V80L26 81ZM11 80H12V81H11ZM16 80H17V79H16ZM1 81H2V80H1ZM7 81L5 82V81L3 80V83L5 82V85H4L3 83H0L1 85H2V84L4 85V86H1V85H0V88H1L0 90H2V87H4V88L6 89V88H8V87L10 86V84H8ZM25 81L22 83L23 86H24ZM46 81H47V84H44V83H46ZM14 82H15V83H14ZM65 83H67V84H65ZM22 84H21L20 86H22ZM42 84H43V85H42ZM40 85H41V86H40ZM46 85H48V86H46ZM64 85H65V86H64ZM25 86H26V84H25ZM25 86H24V87H25ZM33 86H36V84H34ZM33 86H30V87H29V85H28V87H25V88H23V87H22V88H19V89H21V90H19V92L21 91V92L19 93L20 95H19V94H15V95H18L19 98H20V97L22 98L23 96H27V98L30 99L31 97H29V95L31 96L33 90L35 91V89L32 88ZM45 86H46V87H45ZM43 87L45 88L44 91L47 90L46 93L43 91V89H44ZM66 87H68V89H72V90H69V93H70V94H69V93H68V94L66 93V91L68 90V89H66ZM18 88H16V89L18 90ZM8 89H9V88H8ZM22 89H23V90H22ZM32 89H33V90H32ZM64 89H65V90H64ZM17 90H15L16 92H15V91H14V92L17 93ZM61 90L64 91V92H62ZM3 91H4V89L2 90V92L0 91V95H1L0 97H1V99H2V95H3ZM76 91H77V92H76ZM67 92H68V91H67ZM1 93H2V94H1ZM36 93H37V92H36ZM65 93H66V95H65ZM71 93L73 94L72 97H71V95H72ZM74 93H75V95H74ZM77 93H78V94H77ZM22 94H23V95H22ZM24 94H26V95H24ZM59 94H61V95H59ZM21 95H22V96H21ZM58 95H59V96H58ZM62 95H63V97H62ZM64 95H65L66 97H65ZM68 95H69V97H68ZM35 96L38 98V100H37V98H36ZM42 96H43V97H42ZM45 96H46V97H45ZM57 96H58V97H57ZM60 96H61V97H60ZM76 96H77V97H76ZM98 96H99V95H98ZM12 97H13V98H11L10 101L12 102V99H13V101H16V102H13L14 106L12 105V107H13L14 109H12V107L10 106L11 109H12L13 111H15L17 107L20 108L21 106H22V107L24 106L25 108H29V105H30V104H29V103H30L29 101H28L29 103H26L27 105L29 104L28 107H27V105L25 106L24 102H22L23 100H21V101H20L19 99L15 100L14 98H17V96H14V95H13ZM54 97H55V98H54ZM67 97H68V98H71V99H69L70 101L68 100ZM21 98H20V99H21ZM24 98L26 99L25 102H27V98H26V97H24ZM34 98H35V100H34ZM45 98H48V100H47V99L45 100ZM57 98H58V99H57ZM66 98H67V99H66ZM22 99H23V98H22ZM74 99H75V102H74ZM99 99H100V97H99ZM18 100H19L20 102H22L24 105H23V104H20V105H21V106L19 105L20 107H19L18 105L16 106L15 103L17 104V103H18ZM36 100H37V101H36ZM44 100H45L47 103H46ZM52 100H53V101H52ZM57 100H58V101H57ZM64 100H65V101H64ZM66 100H67L68 102H67ZM32 101H33L34 103H32ZM35 101H36V102H35ZM39 101H40V103H39ZM42 101H44V103H43ZM51 101H52V102H51ZM54 101H55V102H54ZM56 101H57V102H56ZM77 101H78V102H77ZM80 101H81L82 103H80ZM0 102L3 104V108L5 109V105H4V104H5V100H4V101L0 100ZM11 102H10V103H11ZM59 102H60V105H62V106H60V105H56L57 103L59 104ZM65 102H66V103H65ZM8 103H9V102H8ZM8 103H6V104L9 105L10 103H9V104H8ZM41 103H42V104H41ZM45 103H46V104H45ZM48 103L51 104V105H49L50 107L53 106V109L50 108V107L48 106ZM67 103H68V105L70 104V106H72L70 109H68V110L71 111V114H70L71 116L68 114V113H70V112L67 113V109L64 108V109L66 110L65 113H64V111H61V109H59V108H62V107H64V106H66L67 108H69L70 106L68 107V106L66 105ZM78 103H79V105H78ZM11 104H12V103H11ZM11 104H10V105H11ZM40 104H41V106H43V105L46 106V105H47V106H46V107H48V108H47V109H48V110H47V111H48L47 113H45V112H46V109L44 110V108H46V107H44V106H43V109H40L41 111H40V110L38 111V107H39V108H42L41 106H39ZM52 104H53V105H52ZM64 104H65V105H64ZM72 104H73V105H72ZM76 104H77V105H76ZM88 104H89V105H88ZM7 105H6V106H7ZM0 106H1V105H0ZM54 106H55V107H54ZM79 106H80V107H79ZM1 107H2V106H1ZM22 107L20 108V110L22 109ZM57 107H58V108H57ZM75 107H76V109H74ZM18 108H17V110L19 111ZM25 108H24V109H25ZM80 108H81V109H80ZM88 108H89V109H88ZM8 109H10V108L8 107ZM30 109H31V107H30ZM32 109L30 110L31 112H32ZM50 109H52V111H51ZM58 109H59L60 113H57V110H58ZM64 109H62V110H64ZM17 110H16V111H17ZM22 110H23V109H22ZM73 110H74V111H73ZM80 110H81V111H80ZM10 111H11V110H10ZM10 111H9V112H10ZM13 111H11L10 113H12ZM18 111H17V112H18ZM28 111H29V110L27 109L26 112H28ZM59 111H58V112H59ZM75 111H76V112H75ZM85 111H84V113H85ZM26 112H25V114H23L24 116L21 115L20 112H19V113H20L21 116L19 115V113H18V114L15 113V115L13 116V120H11L12 122H14V125H15V124L18 125V126H17L18 129H19V127H20V129H19V131H17V133L15 132V130L17 129V127H16V125H15V126L12 125L13 123H11V126H10V127H16V129L13 128L14 130L11 131V128H8V130H9V129H10V130H9L7 133H5L6 135H5L4 132H3V136H2V133L0 132V137L9 136V137H11V139H12V141H13L12 144H14V145H12L11 149H12V152H13V153H16L15 155L13 154V157H14L15 159H14V158H10L11 160L9 159V162H8L9 166H10L11 168L20 167V165H18V164H19V163H22V164H24V168H27L26 170H25L23 167L20 168L19 175H20V172H24V171H25L26 173H24V175H23V173H21V177H20V178H22V179H21V183H22V184H20V181H19V182H18V186H19V185H23V186H24L23 183H25V182L27 181V183H25V186L28 187V186H30V185L32 184L31 186H32L33 189H31V188H30V189H31V190H34V191L37 193L39 187H41L42 185H43V186L45 185V187L48 185L47 187H51L52 189H54V188H55L54 186H56L55 189H57L58 186H59V184H60L59 188H60V187L62 188V187H64L63 184H65V183L67 182V184H65V185H66V186H65V189H66V188L68 187L67 185L70 183V182H68V180L71 179V176H70L69 179H67L69 176L66 178V176L69 175L68 172L70 171V173H71V170H72V169H73L72 172L77 171V170H74L73 165H77L78 163L80 164V162H84V164H87L88 157L85 158L86 153L84 152L85 154L83 155V156H84L83 158H85V161H86V162L83 160L82 157H81V158H82L81 160H80V158L78 157L79 160H80V162H78V158H76L77 156L75 155L76 157H74V159H76L77 162H75L74 164H72L71 162H73V160H70V159L73 158V157H70V156H69V158H68L67 156L69 155V153L66 155L65 152H66L67 150H66V151L64 150V148H65V149H67V147L70 148V147H69L70 144L68 145L67 142H64L63 140L58 139L59 136H58L57 134H55V130H54V132H53L52 130H49V129L47 128V129L49 130V131H48L49 134H47V131L45 130L46 128L43 127L44 124L41 125V123L39 124V122H38V121H40V119H42V118H39L40 116H42V115H40L41 113L38 114V115H40L39 117H37V118H39V119H37V121L35 122V124L38 122V124L41 125L40 127H38V129H41V130L43 129V130L41 131V132H43V134H41V137L39 138L38 142H42L41 138H42V139L44 138L45 142H44V143H41V145H42V144H43V145L45 144V145H44L45 147H44L43 145L40 146V143L38 144L37 141H33V137H34V134H33V133H34L35 131L32 130V129H33L32 125H33L34 123L31 124V127H29V126L27 125L28 123L26 124V121L24 120V117H25L26 115H28V114H26ZM53 112H55L56 115H55V113H53ZM62 112H63V116H61V113H62ZM13 113H14V112H13ZM13 113H12V114H13ZM22 113H24V111H22ZM28 113H29V112H28ZM75 113H76V115H75ZM29 114H30V113H29ZM53 114H54V115H53ZM57 114H59V116H57ZM65 114H66V115H65ZM16 115H18V117H17ZM34 115L36 116L35 113H34ZM19 116H20V117H19ZM50 116H51V117H50ZM54 116L57 117L58 120H57ZM64 116L66 117V119H65ZM68 116H69V118L72 119V121H71V119H68ZM15 117H17V118L20 119V120H18V122H17ZM22 117H23V119H22ZM60 117H61V119H60ZM119 117H120V118H119ZM54 118H55V120H53ZM62 118H64V119H62ZM118 118H119V119H118V122H119V126H120V127L118 126L119 128H121V126H124V124H126V123H127V124H126V126H124L125 132H124V129H123V131L120 130L121 133H122L123 135L119 133L118 136H121V137H118V136H117V145H116V146L118 147V145H119V147H120L119 149H120V150H119L116 146H114V147H115L114 149H118V152H119V151L121 152V147L124 145V147H122V149L128 150L127 152L123 150V153L126 155V156H125V155H124V156H125L126 158H125V159H122L124 156H123V157L121 156L122 158H120V160H121V161L123 160V161H122L123 163H122L121 161H120V163L123 164V167H124V168H125V164H126V168L128 167L127 175H126V172H125L127 169H126V170L124 169V173H125V175L127 176V177H126L127 180L130 181V182H133V183H130V186H132V188H134L135 185L139 184V185H137V189H135V192H134L135 195H137V191H136V190L140 189L141 186H142V189H140L139 191L141 192L142 195H143V193H146V192H147V194H148V193L150 194V195H149V194H148V195L145 194V196H142V199H141V197H140L141 194H140L139 191H138V194H140V196H139V195L135 196V199H136V202H137L138 209L144 207V208H143V210H144V209L147 208V207H151V206L155 205L154 202L156 203V201H155L156 199H155V198L157 197V193H156V192H152V191L149 189V186H151V185L154 186L155 184H159V183H158L159 181H163V184H164V182H166V181H164V178H165V177H164V175H163V172H164V169H165V168H164V169H163V168H162V169H159V168H153V171H154V169H156V170L158 169V170H157V171L155 170L154 172L151 171V170H152V169H150L151 166H154L155 164H153V163H156V161H154V157H156L157 154H156V155H154V154H149V152L147 151V146H144V147H143L144 149H142V145H143V143L145 142V140H143V139H145V138H143L140 134H138V130H137L136 126H133V125H132V127H134L135 129H134V130L132 129L133 132H131V128H132V127H131L130 125H131V122H134V121L132 120L133 118H131L130 116H129V118H128V116L126 117L124 114H123V117H122V114H121V115L118 116ZM130 118H131V120H130ZM44 119H45V118H44ZM120 119H121V120H120ZM0 120H1V119H0ZM21 120H22V122H21ZM83 120H84V119H83ZM128 120H129V122L131 121L129 126H128V124H129ZM11 121H9V122H11ZM15 121H16V123H15ZM34 121H35V120H34ZM51 121H52V122H51ZM80 121H81V122H80ZM40 122H42V121H40ZM77 122H78V123H77ZM79 122H80L81 124H80ZM116 122H117V121H116ZM118 122H117V123H118ZM52 123H53V124H52ZM60 123L58 124L59 127L61 126ZM93 123H94V126L96 127V125H95V121H94ZM8 124H10V123H8ZM22 124H23V126H22ZM35 124H34V125H35ZM38 124H37V125H38ZM63 124L66 125L64 122H63ZM79 124H80V125H79ZM133 124H134V123H133ZM26 125H27V126H26ZM39 125H38V126H39ZM52 125H54V126H52ZM135 125H136V124H135ZM21 126H22V128L24 127L23 130H22ZM35 126H36V125H35ZM67 126H68V125H67ZM67 126H66V127H67ZM8 127H9V126H8ZM26 127H27V129H25ZM42 127H43V128H42ZM70 127H69V128H70ZM125 127H126V128H125ZM129 127H131L130 130L128 129ZM29 128H31V130H30ZM83 128H84V130L81 131V129H83ZM18 129H17V130H18ZM35 129H36V128H35ZM66 129H67V128H66ZM66 129H64V130H66ZM95 129H96V128H95ZM127 129H128L129 131H128ZM20 130H21V131H24V130H28V131H29V130H30V132L32 131V133H31L32 135L30 134V132L26 133V131H25V133H23V132H21ZM135 130H137V132H135ZM36 131H37V130H36ZM44 131L46 132L45 134H46V135H49V136L45 137L46 135H44ZM50 131L53 132V133L50 134ZM66 131H67V130H66ZM95 131H97V130H95ZM126 131H127V132H126ZM39 132H40V130H39ZM75 132H76V133H75ZM130 132H131V133H130ZM11 133H12V134H11ZM22 133H23L24 135H23ZM67 133H69V135L73 136L72 134H70V131L67 132ZM67 133H65V137L68 136V135L66 136ZM81 133L83 134L84 137L82 136ZM96 133H97V140H98L99 145H100V147H101V144H100V141H99L98 132H96ZM124 133H125V134L127 133V134L125 135ZM136 133H137V134H136ZM21 134H22L23 136H21ZM35 134H36V132H35ZM38 134H39V133H37V136H38ZM25 135H26V138H24V140H25V141H28L29 143H28V142L25 143V141H23V142L25 143V144H24V143L22 142V140H23V137H24ZM30 135L33 136L32 138L30 137L31 139H29V137H28V136H30ZM42 135H44V136L42 137ZM55 135H57L58 138H57V136H55ZM127 135H128V136H127ZM130 135H131V136H130ZM138 135L140 136V139H141V140L138 139V137H137ZM20 136H21V137H20ZM37 136H36V137H37ZM62 136H63V138H62ZM78 136H79V137H78ZM80 136H81V137H80ZM129 136H130V137H129ZM135 136H136L137 138H136ZM15 137H16V138H15ZM50 137H51V138H50ZM53 137H54V138H53ZM131 137L134 138V139H132ZM17 138H18V140H17ZM20 138H22V139H20ZM34 138H35V137H34ZM56 138H57L58 140H60V141H58L57 144H56V142H57V139H56ZM67 138H68V137H67ZM73 138H74V137H73ZM84 138H85V140H84ZM118 138H119V139H118ZM121 138H122V140H121ZM128 138H129V139H128ZM130 138H131V139H130ZM26 139H28V140H26ZM37 139H38V137H37L36 139H34V140H37ZM50 139H51V140H50ZM80 139H79V140H80ZM124 139H125V141H124ZM135 139H136V140H135ZM29 140H30V141H29ZM120 140H121V141H120ZM126 140H127V142H129V143H128L129 145H133V146L131 147V146H129L128 144H127V146H126V145H125ZM137 140L140 141V142L137 143L138 146H137V144H136ZM147 140H148V139H146V141H147ZM150 140H151V139H150ZM53 141H54V142H53ZM61 141H62V144H61L62 146L59 145V142H61ZM130 141H132V142H130ZM135 141H136V142H135ZM142 141H143V143H142V145H140V143H141ZM16 142H17V143H16ZM47 142H49L50 145H49V143H47ZM63 142H64V143H63ZM83 142H84V143H83ZM123 142H125V143H123ZM27 143H28V144H27ZM46 143H47V145H46ZM65 143H66V144H65ZM122 143H123V144H122ZM131 143H132V144H131ZM30 144H31V145H30ZM51 144H52V146H55L56 148H55V147H52ZM74 144H75V143H74ZM83 144H85V145H83ZM134 144H136V145H134ZM27 145L29 146V149H30V150L32 149V151H35L34 153H37V151H38V152H42V153L44 152L43 154L41 153V157H42V160L40 159V160H41V163L38 161L39 159L37 160L38 163H40V165L36 162V158H35V160H34L33 155H34V156H36V155H35V154H32V155H31L30 152H29L30 150L28 149V147L26 148ZM38 145H39L40 147H38ZM65 145H66V146H65ZM71 145H72V144H71ZM120 145H121V146H120ZM18 146L20 147L19 150H18V151H13L15 148H16V150H17V149H18ZM46 146H48V147H46ZM50 146H51V147H50ZM57 146H58V147H57ZM72 146L76 147L75 145H72ZM81 146L84 147V148H82V150L80 149ZM134 146H135V147H136V146L138 147L137 150L140 149V151H142V152H140L139 157H140V163H142V167H143V169L147 168L146 171L149 170V172L151 171L152 174L156 172L155 175L153 174V175H150V176H149V172H148V173L145 172V175H144V174H142V175H144L145 177L149 176V178L147 177V178H145V179L143 178L144 176L142 177V175H140V173H141V172H144V170L140 167L141 165H139V163H138L139 160H138V162H137V159H136V161H135V160H134V161L131 160V159H133V158L135 159V157H136V155H133L132 153H134V154H138V153H139L138 151H136L137 153L134 152V148H135ZM74 147H73V149H74ZM125 147H127V148H125ZM137 147H136V148H137ZM43 148H44V149H43ZM48 148H49V150H51L50 153H49V150H47ZM136 148H135V149H136ZM26 149H27L28 151H27ZM35 149H36V150L38 149V150L36 151ZM45 149H46V150H45ZM161 149H163V148H161ZM23 150H24V151H27V152L24 153ZM39 150H42V151H39ZM44 150H45V151H44ZM52 150H53V151H52ZM77 150L80 151L79 154H77V153H78ZM101 150H102V148H101ZM132 150H133V151H132ZM70 151L72 152V148H71V150L68 149L67 152H70ZM73 151H74V150H73ZM85 151H86V150H85ZM87 151H88V148H87ZM131 151H132V152H131ZM144 151H145V152H144ZM125 152L128 153V154L130 153V154H132V155H127ZM143 152H144V154H141V153H143ZM17 153H18L19 155H18ZM32 153H33V152H32ZM63 153H64V155H63ZM74 153L72 152V156L74 155ZM102 153H103V151H102ZM121 153H122V152H121ZM123 153H122V155H123ZM39 154H40V153H39ZM47 154H48V155H47ZM70 154H71V153H70ZM119 154H120V153H119ZM17 155H18V156H17ZM30 155H31V156H30ZM87 155H88V153H87ZM45 156H46V157H45ZM48 156H49V157H48ZM64 156H65V157H64ZM103 156H104V155H103ZM130 156H132V157H130ZM137 156H138V155H137ZM43 157H44V160H43ZM52 157H53V158H52ZM54 157H55V159H54ZM57 157L63 159V163L65 162L64 166H66L65 168H64L63 164H62L63 168H62V166L60 165L62 169L59 167V165L57 164V163H58L57 161H60L61 159L58 158V159H59V160H58ZM127 157H129V160L127 159ZM141 157H142V158H141ZM145 157H146V158H145ZM16 158H17V160H16ZM32 158H33V159H32ZM37 158H40V156H38ZM45 158H46V159H45ZM49 158H51V159H49ZM65 158H67V159H65ZM31 159H32L33 161H32ZM68 159H69V160H68ZM104 159H105V158H104ZM138 159H139V158H138ZM144 159H145V160H144ZM18 160H19V162H18ZM23 160H24V161H23ZM30 160H31V162H30ZM64 160H65V161H64ZM127 160H128L129 162H128ZM69 161H70V163H69ZM143 161H144V162L146 161L147 164H146V163H143ZM149 161H151V162H149ZM158 161H159V160H158ZM33 162L36 163V167H37V168H36V167L34 168L35 165H33V168H34V169L32 168V169L29 170L28 168H31V167H32ZM42 162H44V163H43L44 165L42 164ZM53 162H54V163H53ZM61 162H62V161H60L59 163H61ZM67 162H68V164H67ZM118 162H119V160H118ZM125 162H126V163H125ZM152 162H153V163H152ZM25 163H26L27 166L25 165ZM29 163H30V164H29ZM46 163H48V164H46ZM51 163H53V164H51ZM76 163H77V164H76ZM135 163H136V164H135ZM148 163H149V164H148ZM37 164H38V166H37ZM45 164L48 165V166H47V168L44 169L43 166H46ZM70 164H71L72 168H71ZM84 164L81 163V166L79 165V167L75 168V169H78V171H77L78 173H81V171H80L79 168H81V170H82V167H83V166H85V167H83V169H84V171H85V169L87 168V165H88V164H87V165H84ZM117 164H118V163H117ZM129 164H131V165H130L131 167L129 166ZM134 164H135L136 166H135ZM150 164H151V165H150ZM30 165H31V166H30ZM49 165H50V166H49ZM67 165H69V167H70L69 170H68L69 167H68ZM147 165L150 166L149 169H148V166H147ZM25 166H26V167H25ZM41 166H42V167H41ZM137 166L139 167V169H142V171L139 170V171H141L140 173H138V171H137L138 176H137L136 173H134V176H135L136 179H132V178H134V176L132 177V175H133V170H137V169H138ZM144 166H145V167H144ZM146 166H147V167H146ZM40 167L42 168V170H40V173H39L38 170L40 169ZM52 167H53V168H52ZM74 167H76V166H74ZM22 168H23L24 171H22ZM38 168H39V169H38ZM66 168H67V170H66ZM35 169H38V170H35ZM46 169H49L48 172H45ZM166 169H167L166 171L168 172V169H170V168H166ZM172 169H173V168H172ZM183 169H187V168H181V170H177V169H176V170H177L176 172H175V170H174V171L172 170V171L175 172V173H177L178 171L180 172V171H182ZM44 170H45V171H44ZM50 170H51V171H50ZM55 170H56V171H55ZM60 170L62 171V172H61V173H62V176H63V174H65V172H66V174H65L63 177H62V176H59V177H61V179H62V178H63V179H64V178L66 179V181H65V179H64L65 183H62V185H61V181H62V180L57 176V175L60 173ZM64 170H65V172H64ZM160 170H161V171H160ZM162 170H163V172H162ZM196 170L199 172V169H196ZM41 171H42V172H41ZM58 171H59V172H58ZM84 171H83V172H84ZM159 171H160V173H162V175L159 173ZM166 171H165V173H166ZM183 171H184V170H183ZM44 172H45V173H44ZM57 172H58V173H57ZM107 172H108V171H107ZM37 173H38V174H37ZM46 173H47V174L50 173V175H49V174L47 175ZM61 173H60L59 175H61ZM78 173H77V174H78ZM128 173H129V174H128ZM157 173H158V174H157ZM165 173H164V174H165ZM180 173H183V172H180ZM43 174H44V175H43ZM73 174H74V173H72V174H70V175H73ZM77 174H75V175H77ZM89 174H90V176H89L90 180H92V181H94V182L98 180L99 172H98L97 170H93L92 173L90 172ZM146 174H148V175H146ZM159 174H160L161 177L158 176ZM177 174H178V173H177ZM198 174H199V173H197L196 181H198V180L201 179V178H202V179L204 178L205 171L203 172V174L201 173L202 175H201V174L198 175ZM22 175H23V176H22ZM25 175H26V176H25ZM37 175H38V176H37ZM42 175H43V176H42ZM54 175H55V176H54ZM75 175H73V178H74ZM108 175H109V173H108ZM139 175H140V176H139ZM34 176H35V177H34ZM40 176H41V177H40ZM51 176H52V177H51ZM152 176H154L155 178H154V177L152 178ZM165 176H167V175L165 174ZM180 176H182V175H180ZM198 176H199V177H198ZM200 176H201V177H200ZM23 177H24V181L22 182ZM30 177H31V178H30ZM53 177H57V178H59V180H61V181L58 182L57 178H54V179L56 180V182H55V180L53 179ZM137 177H138V178H137ZM150 177H151L152 179H154V180L150 179ZM168 177H170V176H168ZM168 177H166V178H168ZM34 178H36V179L38 178V179L36 180V179H34ZM42 178H43V179H42ZM45 178H46V180H45ZM48 178H50L51 180L49 181ZM73 178H72V179H73ZM139 178H140V180H141V183L139 182ZM157 178H158V179H157ZM32 179H34V180H32ZM142 179H143V180H142ZM149 179H150V180H149ZM160 179H161V180H160ZM171 179H172V178L167 179V181H168V180L170 181ZM29 180H30V181H29ZM43 180H44V181H43ZM53 180H54V182H53ZM132 180H133V181H132ZM148 180L151 181V184H150V182H149ZM35 181H37V182L40 181V182H39L40 185H39L37 182H35ZM42 181H43V183H42ZM48 181H49V182H48ZM64 181H63V182H64ZM69 181H70V180H69ZM110 181H111V179H110ZM199 181H200V180H199ZM199 181H198V182H199ZM46 182H47V183H46ZM135 182H136V183H135ZM137 182H139V183H137ZM148 182H149V184H147ZM155 182H156V183H155ZM55 183H57V184H55ZM153 183H154V184H153ZM54 184H55V185H54ZM111 184H112V182H111ZM131 184H132V185H131ZM134 184H135V185H134ZM143 184H144V185L146 184L145 186L148 187V188H146V192H145V189L143 188ZM50 185H51V186H50ZM133 185H134V186H133ZM23 186H19V187H20V188H21V187L23 188ZM43 186H42V187H43ZM139 186H140V187H139ZM37 187H38V188H37ZM112 187H113V186H112ZM22 188H21V189H22ZM28 188H29V187H28ZM68 188H69V187H68ZM68 188H67V189H68ZM135 188H136V187H135ZM143 189H144V192L142 191ZM147 189H148V191H147ZM26 190H28V189H26ZM149 190H150L151 192H150ZM23 191H24V190H23ZM68 191H69V190H68ZM70 191H71V190H70ZM70 191H69V192H70ZM151 193H153V194H151ZM0 195H1V194H0ZM153 195H154V196H153ZM13 196H14V197H13ZM13 196H11V195H10V197L7 196V198H9V199L11 200L10 208L13 209V208L16 206V204H15V206L13 207V204L15 203V201H14L15 198H17V205H20V204H21V206H19L20 208H18V206H16V207H15L16 209H15V211H13V212H12V211L9 212L10 209L7 211L8 213H6V214H5L4 212H1L0 220H1V218H2V221H3L2 224H3V225L5 224V225L2 227V226H1L2 224H1L0 226H1V228L4 229V235H3L4 237H5V234H6L5 232H6L7 228H8L7 225H10V224H9V223H8V224L6 223V222H9V218H8V221H7V219H6L5 217H2V216H4V215H6V217H7V215H9V216L12 215V216H13V214H14L17 210L19 211V213H18V211H17V213H18V217L21 216L23 210H24V212H26V211L29 209L30 212H31V209H30V208H27L29 204L25 207V204H26V203H23V200H25V202H26V198L24 199V198H22L23 196H20V195H19V197H21L20 199H22V200H20V199H18L19 197H17V195H16V197H15V194H13ZM138 196H139V197H138ZM146 196H147V200H146V199L143 200V197L146 198ZM148 196H150V199H152V196H153L152 201H151L150 199H148ZM0 197H2V196H0ZM5 197H6V196H5ZM11 197H12V199H11ZM13 198H14V199H13ZM139 198H140L141 200H143V201H142L143 203H144V201L146 200L145 202L148 203L149 205L146 204V203H144V205H143V203H142L143 206L141 207V202H140V204L138 203V201L140 200ZM0 199H1V198H0ZM2 199H5L4 196L2 197ZM2 199H1V202H4L5 200L2 201ZM51 199H52V198H51ZM154 199H155V200H154ZM15 200H16V199H15ZM18 200H20V201H19L20 204L18 203ZM141 200H140V201H141ZM150 201L152 202V204H151ZM21 202H22L23 204H22ZM150 204H151V205H150ZM96 205H97V202H95V206H96ZM2 206H3V205L1 204L0 207L2 208ZM6 206H9V205H4L3 207H6ZM146 206H147V207H146ZM21 207H22V209H21ZM24 207H25V209H27V210L23 209ZM29 207H30V206H29ZM139 207H140V208H139ZM238 209H239V208H238ZM239 210L241 211V209H239ZM20 211H21V213H20ZM139 211H141V210H139ZM235 211H236V210H235ZM235 211H233V212H235ZM240 211H239V213H240ZM11 212H12V213H11ZM24 212H23V214H22V216L24 217V219H23V217H20V218L23 219V221H20V218H19L20 224H19V223H16V221H17L18 218L16 219V221L14 220V217H17V214H15L14 217H12L13 219L11 218V221H10V222H12V221L14 220V221H15L14 223L16 224V226H15V224H14V227H16L17 229L19 228V225H20L19 232L22 230V228H24L23 230H27L26 232L24 231L25 234L23 233V230H22L20 233L18 232L19 235H22V233H23V234H24L23 236H28V237H29V236H30V227H29L30 225H29V223H28V224L25 223V220H26V219L29 220V219L32 217V216H31L32 213L28 212V213H29V215H28L29 217H27L26 215H24ZM3 213H4V214H3ZM26 213H27V212H26ZM241 213H242V215H241V214H238V213H236V215H234V214H235V213H234L233 215L230 216V220H229V218H228V219L224 218V219H223L224 221L221 222V220H219L218 223H217V221L215 222V220L213 219L214 222H215V224H213L214 222L211 223V221H210V223H211V225H212V226L210 225L211 228H210V226L206 225V223L202 222L204 219H203V218H200V219L202 220V221H201V220L199 219V216H198V221H199V220H200V221L197 222V224H196V223H195V221L197 220V219H196L197 217H195L196 214H195V215H194V214H190L191 216L186 215V216H188V217H186V219L184 218V220H185V222H186V220H187V221L190 222V223H189V224H188V222L185 223V225H187V224L189 225L188 227H186L185 225L183 226L184 229H185L184 234L187 232V233H186L187 235L185 234L184 236L187 237L188 234H190L189 232H191L192 235H193L195 231H197V234H198L199 231H200L199 234H201V232H202L203 234H206L208 231H211V232H212V230H213V229H212L213 225H215L214 228H217V229H214V230H216V232H220V230H222V229L224 228V224H225V221H226V222H227L226 224H228V226L225 224V226H227V229H229V226H230V228L232 227V230L229 229L230 231H232V232H234V233H236V234L238 233L237 238H236V237H233V236H235L236 234L232 233V234H231L232 237H231V236L229 235L230 232H227L228 235L230 236V237H229L228 235H226L227 238H228V237L231 238V239H230L231 242H234V241H236L237 239H239V237H240V236H239L240 233H239V232H236V231H240V230L245 226V225H244V222H246L244 216H246L247 213H246V212H242V211H241ZM193 215H194V218H195V219L193 218ZM30 216H31V217H30ZM196 216H197V215H196ZM233 216H234V217H235V216H236V217L238 216V217H240L241 220H240L239 218H237L238 220H235L236 218H235V219L233 218L235 221H232L233 219H231V218H232ZM25 217H27V218H25ZM189 217H190L191 220H189ZM3 218H4L5 221L3 220ZM192 219H194V221H193ZM184 220H183V221H184ZM29 221H31V220H29ZM192 221H193V222H192ZM228 221H229V223H228ZM22 222H24V223H22ZM26 222H28V221H26ZM171 222L173 223L172 220H171ZM201 222L203 223V224H202L203 227L201 226ZM0 223H1V221H0ZM193 223H195V224H193ZM199 223H200V224H199ZM207 223L209 224V221H207ZM221 223H224V224H222V229H221ZM235 223H236V225H235ZM239 223H240V225H239ZM17 224H18V225H17ZM25 224H26V225H25ZM122 224H123V223H122ZM216 224H217V225H216ZM231 224H232V225H231ZM11 225H13V223H12ZM193 225H195V226H193ZM198 225H199V227H198ZM237 225H239L238 228H237ZM21 226H22V228H21ZM25 226H26V228H25ZM204 226H205V227L207 226V228L209 227V229H206V228H205V229H206V230H205V229H204ZM219 226H220V230H219ZM240 226H241V227H240ZM14 227H11L13 233H14V231L16 230V228H15V230H13ZM51 227H52V226H51ZM189 227H190V228H191V227H193V228L195 227V228L193 229L194 231H193V230L190 231L192 228L190 229ZM233 227L237 228V230H236L235 228H234V230H233ZM239 227H240V228H239ZM1 228H0V230H1ZM9 228H10V226H9ZM11 228H10V229H11ZM123 228H124V225H123ZM188 228H189L190 230H189ZM197 228L199 229V231L196 230ZM200 228H203V229H200ZM5 229H6V230H5ZM140 229H141V227H140ZM211 229H212V230H211ZM227 229H225V230H227ZM28 230H29V231H28ZM40 230L43 231L44 229H43V230L40 229ZM124 230H125V229H124ZM186 230H187V231H186ZM188 230H189V231H188ZM217 230H218V231H217ZM223 230H224V229H223ZM223 230H222V231H223ZM225 230H224V232H225ZM235 230H236V231H235ZM242 230L244 231L245 228H243ZM242 230L240 231L241 233H243ZM10 231H11V230H10ZM12 231H11V232H12ZM16 231H17V230H16ZM41 231H40V232H41ZM45 231H46V230L43 231L42 236H43V234H44V237H45L47 232H50V235H51L52 230H51V231H50V230H49V231H46V233H44ZM53 231H54V230H53ZM57 231H58V230H57ZM222 231H221V232H222ZM227 231H228V230H227ZM245 231H246V230H245ZM28 232H29V233H28ZM38 232H39V231H38ZM213 232H214V231H213ZM15 233H16V232H15ZM26 233H28L29 235L26 234ZM36 233H37V232H36ZM55 233H56V230H55L54 234H55ZM57 233H58V232H57ZM59 233H61V232L59 231ZM124 233H125V232H124ZM39 234H40V233H39ZM39 234H38V235H39ZM54 234H53V235H54ZM61 234H62V233H61ZM61 234H60V235H61ZM195 234H196V232H195ZM16 235H17V234H15V236L12 238L13 240L16 238ZM47 235L49 236V233H48ZM55 235H56V234H55ZM58 235H59V234H57V236H58ZM10 236H11V234H10ZM12 236H13V235H12ZM42 236H41V241L39 240V241L41 242V243H40V246H38V244H36L37 242L35 243V244H36V247H38V249L41 247V250H42V246H43L44 249H46V247H44V245H45V246H46V245H49V246H50V244H46V242L48 243V242L50 241V240H48V238H47L48 236L45 237V239L47 238V241H46ZM57 236H56L55 238H56V239H59ZM196 236H197V235L190 236V237H191L190 240H191V239L193 240V238H194V237L196 238ZM35 237H36L35 239H37V240L39 239L37 236H35ZM39 237H40V236H39ZM192 237H193V238H192ZM2 238H3V237H2ZM17 238H19V237H17ZM23 238L27 239V237H23ZM23 238H22V240H23ZM42 238H43V239H42ZM55 238H53V239H55ZM125 238H126V233H125ZM187 238L189 239V237H187ZM232 238H233L234 240H233ZM235 238H236V239H235ZM3 239H4V238H3ZM20 239H21V238H19V240H20ZM28 239H29V238H28ZM49 239H51V238L49 237ZM53 239H51V240L53 241ZM61 240H62V239H61ZM61 240H58V241H61ZM148 240L150 241V243H151L152 245H156L157 247H162L161 244H160L156 239H153V238H151V237H148ZM192 240H191V241L188 240V241H189V244L186 243V245H187V244L190 245V244L193 242ZM232 240H233V241H232ZM44 241H46V242H44ZM58 241H57V242H56L55 240L53 241V242H54V246H55V242L59 244ZM42 242H43V244H42ZM185 242H187V241H185ZM228 242L230 243V241H228ZM0 243H1V242H0ZM50 243H51V241H50ZM52 244H53V243H52ZM2 245H3V242H2ZM184 245H185V244H184ZM54 246H53V247H54ZM62 246H63L62 244L59 245V249H60ZM47 248L50 249V247H48V246H47ZM51 248H52V246H51ZM55 248H56V247H55ZM57 248H58V246H57ZM52 249H53V248H52ZM39 250H40V249H39ZM50 250H51V249H50ZM53 250H54V249H53ZM173 251H174V250H170V251H168V250L166 249V250H164L163 254H167V257H166V258L169 257L168 259H172V260L174 259V260H175V258L173 257ZM130 253H131V252H130ZM143 255H144V257H145V258H144V261L146 260V261L144 262V264H149V263H148L149 261H150V262H153V260H151V259L148 257V254H147V253L143 252ZM41 259H42V258H41ZM37 261H39V259H38ZM43 261L45 262V260H42V263L44 264ZM155 261H156L157 263H156V262H153L154 264H160L157 260H155ZM39 262H41V261H39ZM39 262H38V263H39ZM220 263H221V262H220ZM220 263H219V262H216V261H215V262H210V263H209V262H208V263L206 262V264H220ZM40 264H41V263H40ZM221 264H222V263H221Z\"/></svg>",
	"mask_w": 264,
	"mask_h": 264
},
{
	"label": "built area",
	"instance_id": "3",
	"mask_svg": "<svg viewBox=\"0 0 264 264\" xmlns=\"http://www.w3.org/2000/svg\"><path fill=\"white\" fill-rule=\"evenodd\" d=\"M61 1L66 14L69 41L73 47L74 53L77 58L79 73L81 75L87 93L88 101L93 113V118L97 128L99 141L105 158L107 170L112 182L114 192L121 203V188L115 149L109 140L107 129L105 126L104 116L101 111L99 96L93 84L91 71L89 70L88 65L86 63L85 45L81 39L76 25L75 17L72 13V8L70 4L71 2L69 0ZM123 222L125 226L126 238L129 242L132 262L133 264H144L143 252H141L137 247L135 242L134 231L125 216Z\"/></svg>",
	"mask_w": 264,
	"mask_h": 264
}]
</instances>
